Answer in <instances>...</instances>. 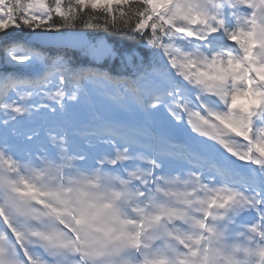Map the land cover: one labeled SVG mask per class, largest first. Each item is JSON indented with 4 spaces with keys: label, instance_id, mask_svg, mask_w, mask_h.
I'll return each instance as SVG.
<instances>
[{
    "label": "snow or ice",
    "instance_id": "1",
    "mask_svg": "<svg viewBox=\"0 0 264 264\" xmlns=\"http://www.w3.org/2000/svg\"><path fill=\"white\" fill-rule=\"evenodd\" d=\"M0 264H264V0H0Z\"/></svg>",
    "mask_w": 264,
    "mask_h": 264
},
{
    "label": "trees",
    "instance_id": "2",
    "mask_svg": "<svg viewBox=\"0 0 264 264\" xmlns=\"http://www.w3.org/2000/svg\"><path fill=\"white\" fill-rule=\"evenodd\" d=\"M125 47H130V45H125ZM119 65H120V61H119V59H117V60L112 61L110 63H105L103 65V67L110 68L111 70H113L115 72V71H118Z\"/></svg>",
    "mask_w": 264,
    "mask_h": 264
}]
</instances>
